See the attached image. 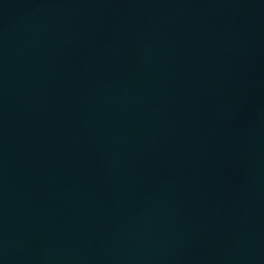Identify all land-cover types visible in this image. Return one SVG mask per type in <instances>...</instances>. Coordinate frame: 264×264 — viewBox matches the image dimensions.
<instances>
[{
  "label": "water",
  "instance_id": "1",
  "mask_svg": "<svg viewBox=\"0 0 264 264\" xmlns=\"http://www.w3.org/2000/svg\"><path fill=\"white\" fill-rule=\"evenodd\" d=\"M0 264H264V0H0Z\"/></svg>",
  "mask_w": 264,
  "mask_h": 264
}]
</instances>
